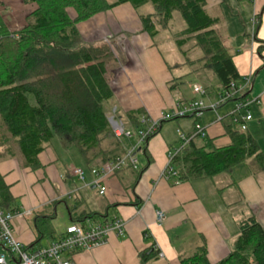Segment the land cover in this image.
I'll return each mask as SVG.
<instances>
[{
    "label": "crops",
    "instance_id": "obj_1",
    "mask_svg": "<svg viewBox=\"0 0 264 264\" xmlns=\"http://www.w3.org/2000/svg\"><path fill=\"white\" fill-rule=\"evenodd\" d=\"M207 1L208 10L210 0ZM250 4L252 25L245 26V19L239 15L237 19L230 8V19L226 18L223 23L227 36L219 35L226 41L225 47L243 77L241 84L249 81L248 97L260 100L259 104H252L253 118L246 124L264 154V0H250ZM137 10L126 3L78 24L86 42L109 43L115 54L114 61L120 52L126 57L125 62H117L119 67L107 65L114 90L107 108L111 111L116 108L118 117L129 127L133 126L127 116L131 111L142 109L150 118L160 119L177 101L196 96L193 89L184 88L183 80L190 74L216 84V91L210 94L209 91L205 100L207 106L216 103L219 79L211 78L205 71L215 74L205 70L201 63L197 69L168 64L157 49L156 35L151 36L144 30L142 17L145 15ZM119 35L130 38L123 39L121 46L111 44L110 37ZM230 102L217 110H204L199 119L207 127L208 139L217 147L229 145L228 126L240 128L242 122L243 115L236 114L241 122L234 123L230 112L235 101ZM184 118L181 119L184 122L178 119L175 135L165 132L166 122H163L145 149L143 144L138 145L137 138H125L123 152L137 147L135 155L139 165L125 167L107 178L103 195L92 184L94 176L90 168L97 162L88 166L78 149L67 147L63 139L53 138L51 145L39 155L41 166L37 169L26 164L20 148H13L14 140L13 144L0 142V173L16 199L11 210L24 214L14 218L16 236L27 245L36 243V218L54 212L57 216L52 227L57 235L63 233L57 231L55 224L63 205L70 223L88 213L104 212L125 222L123 237L111 235L100 247L71 254L76 264H145L144 256L151 253L158 255L147 264H182L183 258L194 255L203 245L212 264L226 258L235 247L242 221L254 217L264 227V170L256 171L251 159L236 165L231 172L211 178L164 177L169 151L180 142L179 130L187 134L194 132L196 118ZM81 167L86 170L84 181L74 174V169ZM158 211L165 214L162 222L157 219ZM53 240L43 238L40 245H49Z\"/></svg>",
    "mask_w": 264,
    "mask_h": 264
},
{
    "label": "trees",
    "instance_id": "obj_2",
    "mask_svg": "<svg viewBox=\"0 0 264 264\" xmlns=\"http://www.w3.org/2000/svg\"><path fill=\"white\" fill-rule=\"evenodd\" d=\"M24 2L36 4V9L30 13L23 28L9 27L0 15V115L26 164L32 169L40 168L39 155L51 145L55 135H59L67 147L77 148L90 167L95 162L97 166L115 160L124 153L125 138L116 137L107 111V103L114 97L107 68L113 48L107 42H86L78 27L79 23L99 13L126 3L135 9L150 3L154 12L142 17V21L144 30L155 36L159 32L157 25L169 29L174 13L180 12L186 27L177 33L178 46L182 47L190 39L196 41L195 45L203 53L199 62L219 79L220 93L228 90L233 81L238 85L242 83L243 77L236 68L233 55L215 29L219 19L207 10V0ZM72 8L77 13L75 18L69 13ZM12 51L17 55L9 59ZM249 87L239 90L232 100L247 98ZM127 116L133 126H126L133 130L143 126L142 116L149 117L142 109L131 111ZM199 119L196 118L195 123ZM227 129L231 138L227 146H215L208 134L205 138L196 137L190 141L175 159L174 168L179 179L211 178L222 172H231L236 165L251 159L256 171L264 170V154L255 137L247 130L231 125ZM15 201L10 186L0 173V207L12 211ZM56 216L54 212L36 218L38 238L27 248L34 249L37 244L41 247L43 238L56 240L61 236L52 227ZM106 218H109L108 212L88 213L72 223ZM157 255H145L144 263ZM181 262L212 264L205 245ZM217 264H264V227L257 219L250 217L239 224L234 249Z\"/></svg>",
    "mask_w": 264,
    "mask_h": 264
},
{
    "label": "built area",
    "instance_id": "obj_3",
    "mask_svg": "<svg viewBox=\"0 0 264 264\" xmlns=\"http://www.w3.org/2000/svg\"><path fill=\"white\" fill-rule=\"evenodd\" d=\"M254 23L257 24L258 20H255ZM248 84L249 81L246 84L239 85L233 81L228 90L219 94L216 103L207 106L203 97L208 92L203 85L197 83L193 86V92L196 95L194 98L187 101H177L171 109L162 113L160 119L142 116L143 126L138 130L128 128L118 117L116 108L108 115L109 122L117 138L136 137L138 145H140L155 135L165 120L184 117L200 118L204 110L208 108L217 110L227 102L235 101L234 109L230 112V115L234 117V123H239L241 121L235 115L242 114V122L239 125L241 130L246 131V122L253 118L251 106L254 103L259 104L260 100L249 97L241 100L232 99L235 98L239 90L244 89ZM221 120L222 118L219 117L218 122ZM206 136L207 127L199 121L195 123L194 132L191 134L179 130V145L169 151L168 164L163 176L178 178V172L174 168L176 157L185 151L192 139L196 137L205 138ZM136 149L137 147L125 151L121 157L115 160L90 168V172L94 176L92 184L98 187L99 194L103 195L106 192L105 181L107 178L125 167H137L139 165V160L135 155ZM74 174L82 181L86 178V170L83 168H75ZM23 216V213H14L0 207V247H2L0 250V264H76L71 258V254L78 251H91L100 247L108 242L111 235L120 237L125 235V222L121 218L109 217L100 221L87 219L85 222L70 223L66 230L61 233V236L49 245L29 249L27 244L22 242L13 230L14 218ZM157 219L159 222L165 219L163 211L157 212Z\"/></svg>",
    "mask_w": 264,
    "mask_h": 264
},
{
    "label": "rangeland",
    "instance_id": "obj_4",
    "mask_svg": "<svg viewBox=\"0 0 264 264\" xmlns=\"http://www.w3.org/2000/svg\"><path fill=\"white\" fill-rule=\"evenodd\" d=\"M222 0H210V4L208 6V11L214 16L219 19V23L215 26V28L218 30L219 34L226 38L227 31L224 27L225 24H223L226 20V18L230 19L231 10L234 12L235 15H237V19H239V16L242 17L244 20V25L249 28V25H252L251 21V10L252 6H250V0H229L231 3L228 2V0L221 2ZM36 9V4L34 3H26L24 0H0V15L3 17L5 22L9 25V27H12L14 29H21L23 28L28 20V16L30 13ZM137 12L140 15L148 16V14L154 12L152 4H147L140 9L137 10ZM69 13L72 18H75L77 13L72 8L69 9ZM239 15V16H238ZM236 19V20H237ZM155 22V21H154ZM249 22V23H248ZM239 23V22H238ZM186 27V23L181 16L180 12L174 13V18L170 23L169 29H161L158 27L159 32L156 33V36L154 38L155 44L158 45L157 49L159 50V53L161 57L170 65H173L174 67L179 66H186L192 69H197L200 65V62L198 60L199 57H203V53L200 48H198L195 43L196 41L194 39L188 40L186 43L182 45V47H179L176 40H177V33H179L182 29ZM130 38V36L123 37L122 35L116 36V37H110L111 44H116L118 46H121L123 43V39ZM225 40V39H224ZM226 43V41H224ZM118 54V53H117ZM16 56L17 53L12 51L11 56H9V59H12ZM115 54L107 60L108 66H116L119 67L120 64H117L118 61L125 62L126 57L122 55V52H120L116 57L117 59L114 61ZM178 68V67H177ZM211 78H214L217 80V77L210 74L209 72H206ZM183 82L186 84L184 88L190 87V89H193V86L197 83L203 84V86L206 88L207 92L214 93L216 91V84L211 83L210 79L206 80L202 77H198V75L190 74L187 75L186 78H184ZM208 94L203 97L204 100H206ZM33 99V98H32ZM34 101V100H33ZM231 102H227L229 104ZM169 110V109H167ZM108 113L111 111L109 108H107ZM112 113V111L110 112ZM109 113V114H110ZM108 114V115H109ZM118 115V113H117ZM185 119V118H179V120ZM192 119V118H191ZM177 120H171L166 121L165 126L167 130L165 132H168L171 135H175L176 130L178 129V123ZM186 121V120H181ZM191 126L193 125V120L191 121ZM126 125V124H125ZM183 130H186L184 127H182ZM191 128V127H190ZM170 129V130H168ZM55 138H60L59 135H55ZM134 139L136 137H133ZM10 142V144H13V138L8 132L2 117L0 115V142ZM15 141V140H14ZM65 143V142H64ZM13 148L19 149V146L17 142H14ZM75 151V150H74ZM63 153V151H62ZM66 153V152H65ZM73 153V151H72ZM64 154V153H63ZM67 155V154H64ZM85 166V164H83ZM82 168V167H81ZM63 210L59 213V216L57 220L55 221L56 229L58 232H64L67 228V226L70 224L69 215L64 209V206L62 205Z\"/></svg>",
    "mask_w": 264,
    "mask_h": 264
}]
</instances>
